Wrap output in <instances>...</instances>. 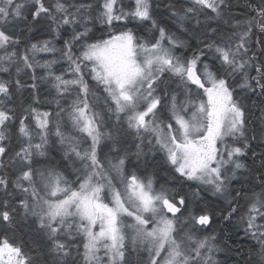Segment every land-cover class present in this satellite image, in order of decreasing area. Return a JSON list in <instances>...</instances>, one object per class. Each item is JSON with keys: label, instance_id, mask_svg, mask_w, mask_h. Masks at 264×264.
Returning a JSON list of instances; mask_svg holds the SVG:
<instances>
[{"label": "snow or ice", "instance_id": "1", "mask_svg": "<svg viewBox=\"0 0 264 264\" xmlns=\"http://www.w3.org/2000/svg\"><path fill=\"white\" fill-rule=\"evenodd\" d=\"M232 8L0 0V264H264V0Z\"/></svg>", "mask_w": 264, "mask_h": 264}, {"label": "trees", "instance_id": "2", "mask_svg": "<svg viewBox=\"0 0 264 264\" xmlns=\"http://www.w3.org/2000/svg\"><path fill=\"white\" fill-rule=\"evenodd\" d=\"M232 3H233L232 12L234 14H241V12H243L242 9H244V5L246 3V0H232ZM158 18H159V16H158ZM165 19H167V17H165ZM169 23L170 24H168V26L171 27V22H169ZM94 32H95L96 37L98 35L102 34L101 29L96 27V26L94 28ZM46 36L47 37L49 36L47 34V32L44 31L43 29L38 28V30H36L34 32V34L31 36V39L32 40H41L44 38L46 39L47 38ZM60 46H62V44L60 42H57V47H60ZM45 58H49V57L46 56ZM64 67H66V65ZM90 83H91V81H90ZM24 95H27V93H25ZM100 95L102 96L103 93L101 92ZM252 99H255V98H252ZM246 103L251 105V100L246 101ZM156 163L158 165V167L156 168V171L158 172L157 179L159 180V183H165L166 182L164 179L165 177H167L169 180L175 178L176 183L174 185H172L173 187L180 188L181 186H183L184 190L189 191V192L194 190V188H195L194 184L190 186V184L184 183L183 180L179 179L178 177H175L174 173L172 171L168 170V167L164 165L163 161L159 158V156L157 157ZM233 187L239 188L240 183L234 182ZM257 191H259V189H257ZM208 201L210 203L221 204V199L211 196L210 193H208ZM237 220H238V217H233L232 223H227V222L219 220V219H214L211 227L207 229L206 233H202V234H209V233L213 232L214 230L220 231V229H225L229 233H235V232H237V228H238ZM23 238L25 240L29 239L28 237H23ZM233 238L237 241L238 244L242 245L245 250L251 246L250 242L244 238L242 231H239V235H234ZM229 255L231 256V255H235V254L230 253ZM222 258L223 257H221V259ZM229 264H235V261L229 260Z\"/></svg>", "mask_w": 264, "mask_h": 264}, {"label": "flooded vegetation", "instance_id": "3", "mask_svg": "<svg viewBox=\"0 0 264 264\" xmlns=\"http://www.w3.org/2000/svg\"><path fill=\"white\" fill-rule=\"evenodd\" d=\"M242 11H243V9H242ZM241 13H242V12H241ZM169 24H170V23H169ZM95 26L98 27V28H100L102 33H104V32L107 31L106 28L102 27V26H101L100 24H98V23H97ZM129 27L134 28V29L137 31V34H138V35H143V34H144V31L148 28V25H144V26H142V27H137L136 24H130ZM100 36H101V35H98L97 37H100ZM37 75L39 76V74H37ZM42 87H43V86H42Z\"/></svg>", "mask_w": 264, "mask_h": 264}, {"label": "rangeland", "instance_id": "4", "mask_svg": "<svg viewBox=\"0 0 264 264\" xmlns=\"http://www.w3.org/2000/svg\"><path fill=\"white\" fill-rule=\"evenodd\" d=\"M46 37H47V36H46ZM47 38H50V37L48 36ZM47 38H46V39H47ZM44 39H45V38H44ZM41 40H43V39H41ZM45 57H46V56H45ZM45 57H44V58H45ZM37 74L42 75L43 73H42V71L38 70V71H37ZM5 78H6V77H5Z\"/></svg>", "mask_w": 264, "mask_h": 264}, {"label": "bare ground", "instance_id": "5", "mask_svg": "<svg viewBox=\"0 0 264 264\" xmlns=\"http://www.w3.org/2000/svg\"><path fill=\"white\" fill-rule=\"evenodd\" d=\"M42 31V30H41Z\"/></svg>", "mask_w": 264, "mask_h": 264}]
</instances>
